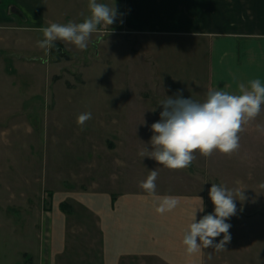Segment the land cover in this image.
Masks as SVG:
<instances>
[{"label": "rangeland", "instance_id": "374dc122", "mask_svg": "<svg viewBox=\"0 0 264 264\" xmlns=\"http://www.w3.org/2000/svg\"><path fill=\"white\" fill-rule=\"evenodd\" d=\"M63 10L66 7H59V11ZM118 10L123 15L121 7ZM85 18L70 21L78 23ZM118 27L99 25L86 49L58 39L66 46L56 42L57 54L50 57L51 67L43 63L46 53L35 50L28 56L35 60V66H21L23 69L12 71L10 76L0 73V108L25 111L24 116L30 119L16 121L15 116L0 122V176L4 175L0 179V210L5 205L15 212L10 216L14 224L29 220V216L17 218L19 210L25 214L32 211L36 226L39 221L47 224L56 212L66 216L65 228L59 230H66L70 241H97L93 227L96 218L90 211L85 212L88 209L77 198L90 189L96 190L97 180L102 185H112L109 174L115 170L117 157L132 163L133 170L127 173L136 184L142 185L156 168V184L172 179L179 190L200 191L209 210L215 207L209 196L213 183L233 190L224 184L227 170L233 178L248 177V189L253 194L250 209L257 211L259 203L264 206V128L258 138L254 134L249 139V153L233 154L232 159L228 155L242 163L234 169L225 168L226 154L219 153V149L207 155L197 149L191 164L177 169L150 156L154 149L151 125L160 119V101L181 90L185 97L204 101L209 59L206 52L197 54V43L183 41L184 47L179 48L177 43L169 47L161 35L133 34ZM169 49L174 54H169ZM10 60L12 65L15 57ZM14 83L23 84L27 90H19ZM87 112L91 117L80 123L79 116ZM8 172L14 174L8 177ZM7 177L9 180H4ZM66 201L72 203L74 214L65 211ZM7 221L0 216V250L7 254L4 258L13 255V246L17 245L16 234L10 242L7 240L9 230L3 229ZM49 224L48 238L52 231ZM258 240L263 244L258 243L260 251L257 248L254 252L264 255V235H259Z\"/></svg>", "mask_w": 264, "mask_h": 264}, {"label": "crops", "instance_id": "0c3cea01", "mask_svg": "<svg viewBox=\"0 0 264 264\" xmlns=\"http://www.w3.org/2000/svg\"><path fill=\"white\" fill-rule=\"evenodd\" d=\"M109 2L114 5L115 0ZM61 6L67 10L59 11ZM117 6L121 7L123 15L111 25L119 26L118 29L133 34L161 35L169 47L173 43L184 47L183 41L197 43V52L200 50L197 54L206 52L209 59L207 92L222 89L239 93L241 84L250 87L249 81L253 78L264 80V0H117ZM90 13L89 0H0V73L10 76L21 66H35V60L28 58L35 50L46 53L43 63L51 67L50 57L57 54L56 42L66 45L57 40L50 49L40 47L38 41L44 38L42 28L54 22L80 20ZM105 24L101 22L100 25ZM14 57L11 65L10 58ZM14 84L19 90H27L21 83ZM21 112L0 108V122L20 115L21 118L14 120H30L24 116L25 111ZM263 128L264 105L255 117L242 125L238 133L239 147L225 152V168L242 165L231 160L232 155L249 153V139L254 134L258 138ZM4 164L8 167V162ZM113 164L115 170L109 174L112 185L105 186L97 180L96 190L90 189L77 198L88 209L85 212L90 211L96 218L93 227L99 240L70 241L69 233L59 230L65 228L66 216L56 212L50 219L47 216V224L41 225L39 221L40 225L36 226L32 211L25 214L19 210L17 218L29 216V220L14 224L10 216H15V212L1 205L0 216L8 219L3 226L4 230V227L9 230L7 240L10 242L11 236L16 234L17 245L13 246L14 254L9 258H4L7 254L0 250V264H264V255L254 252L257 248L260 251L258 243L263 244L258 239L259 235H264V209L261 210L264 206L257 204V211L248 207L250 197L253 198L248 189V177L233 178L225 171L224 184L232 187L237 204V212L227 218L232 227L226 247L202 246L189 252L184 234L195 216V205L203 197L206 207L203 212L198 209L197 219L214 210H209L205 196L197 190H179L175 187L178 183L172 179L157 183L153 194L136 184L127 173L133 170L131 162L117 157ZM10 174L14 173L8 172V177ZM8 177L3 179L9 180ZM169 194L177 196L179 203L172 209L158 211L159 197ZM14 202L20 206L19 201ZM71 204L66 201L64 208L74 214ZM48 224L52 227L49 238L46 234ZM223 235L214 239L219 241ZM19 241L22 243L18 244Z\"/></svg>", "mask_w": 264, "mask_h": 264}, {"label": "clouds", "instance_id": "9594fccd", "mask_svg": "<svg viewBox=\"0 0 264 264\" xmlns=\"http://www.w3.org/2000/svg\"><path fill=\"white\" fill-rule=\"evenodd\" d=\"M91 13L81 22L51 23L42 28L44 38L39 40L40 47L50 49L58 39L75 43L79 48L88 47L90 35L101 22L113 24L119 12L117 0L114 5L106 0H89ZM122 22V20H121ZM250 87L240 85L239 93L222 89H210L204 101L185 97L180 93L169 95L160 101L163 106L160 119L153 122L151 144L154 145L151 157L169 168H185L194 159L195 150L207 155L213 150L231 152L239 147L238 135L242 125L255 117L264 105V80L260 77L249 81ZM91 112L82 113L78 120L83 123L91 117ZM156 168L152 169L142 186L155 194ZM209 196L215 207L197 219V211H204L203 197L195 205V216L184 234V243L189 252L203 247L219 249L226 247L231 239L232 227L229 217L237 212L236 198L232 190L222 184L213 183ZM158 211L172 209L179 203L175 195L159 197ZM223 233L221 240L214 238Z\"/></svg>", "mask_w": 264, "mask_h": 264}]
</instances>
